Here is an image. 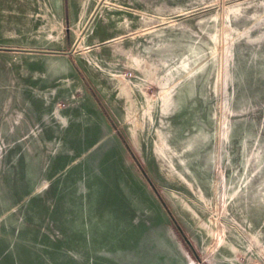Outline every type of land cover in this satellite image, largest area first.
I'll return each instance as SVG.
<instances>
[{
    "label": "rangeland",
    "instance_id": "1",
    "mask_svg": "<svg viewBox=\"0 0 264 264\" xmlns=\"http://www.w3.org/2000/svg\"><path fill=\"white\" fill-rule=\"evenodd\" d=\"M0 264H264V0H0Z\"/></svg>",
    "mask_w": 264,
    "mask_h": 264
}]
</instances>
